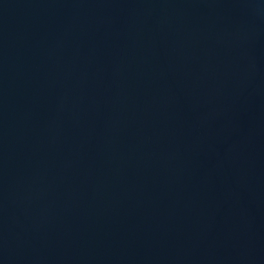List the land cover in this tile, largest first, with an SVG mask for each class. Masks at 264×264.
<instances>
[{
    "label": "water",
    "instance_id": "water-1",
    "mask_svg": "<svg viewBox=\"0 0 264 264\" xmlns=\"http://www.w3.org/2000/svg\"><path fill=\"white\" fill-rule=\"evenodd\" d=\"M0 264H264V0H0Z\"/></svg>",
    "mask_w": 264,
    "mask_h": 264
}]
</instances>
